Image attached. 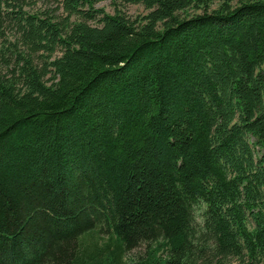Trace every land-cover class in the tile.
Instances as JSON below:
<instances>
[{
    "label": "trees",
    "instance_id": "16d2710c",
    "mask_svg": "<svg viewBox=\"0 0 264 264\" xmlns=\"http://www.w3.org/2000/svg\"><path fill=\"white\" fill-rule=\"evenodd\" d=\"M43 1L0 0V264H264V0Z\"/></svg>",
    "mask_w": 264,
    "mask_h": 264
},
{
    "label": "rangeland",
    "instance_id": "374dc122",
    "mask_svg": "<svg viewBox=\"0 0 264 264\" xmlns=\"http://www.w3.org/2000/svg\"><path fill=\"white\" fill-rule=\"evenodd\" d=\"M33 1L34 3H31L29 6H26V9L32 13H36L38 11H45V10H48L49 8L55 7L51 5L53 3L50 4L43 0H33ZM96 7L104 8L105 11L112 13V14L116 13V10H120L122 13L127 15L132 20L139 19L145 16L149 12V10L146 9L143 4H140V3L139 4H123L121 3L120 0H105V1H102L96 4ZM214 8H217V3L211 6V9H214ZM200 12H202L201 9L190 8L186 12H183L182 15L183 16L194 15ZM8 32H9L8 34L12 36L11 31L8 30ZM196 215H197L198 220L202 221L199 209H197ZM102 236H105V234H102ZM147 247L148 245L144 244L139 248L126 252L125 256L128 260L137 258L138 256H144L147 253L146 252ZM229 264H237V261L235 259H232Z\"/></svg>",
    "mask_w": 264,
    "mask_h": 264
}]
</instances>
